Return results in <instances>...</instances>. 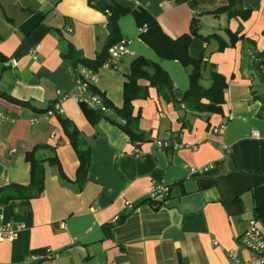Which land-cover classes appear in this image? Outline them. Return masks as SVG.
Instances as JSON below:
<instances>
[{
    "label": "crops",
    "instance_id": "0c3cea01",
    "mask_svg": "<svg viewBox=\"0 0 264 264\" xmlns=\"http://www.w3.org/2000/svg\"><path fill=\"white\" fill-rule=\"evenodd\" d=\"M111 1L146 10L171 38L190 34L194 19L202 36H216L208 42L193 37L189 54L204 56L226 78L223 113L192 112L141 80L149 97L134 102L145 136L136 145L108 118L88 115L76 100H66L61 118L78 128L91 149L87 181L80 185L79 158L61 118L42 114L56 103L58 91L76 90L74 68L63 58L67 44L96 58L109 34L107 16L89 0H0V114L9 118L0 124V189L30 184L29 153L45 166L39 197L14 200L0 210L4 224L24 226L14 243L0 244V264H258L240 239L257 217L252 191L264 188V118L256 99L264 95V66L256 65V54L264 51V0H240L251 12L247 20L216 15L229 0ZM35 14L44 20L27 36L21 27ZM119 27L122 38L131 41L129 53L117 70H102L95 85L115 108L124 105V86L140 57L159 64L176 89L189 90L191 69L161 59L141 39L132 14ZM233 34L238 41L220 51ZM210 78L207 68L204 87L211 86ZM107 115L117 119L113 112ZM223 124V133H214ZM168 139H178L183 148L159 150L155 142ZM193 168L206 171L192 173ZM155 183L170 188L166 206L147 200ZM124 214L123 221L114 222ZM48 250L57 256L31 261Z\"/></svg>",
    "mask_w": 264,
    "mask_h": 264
},
{
    "label": "trees",
    "instance_id": "16d2710c",
    "mask_svg": "<svg viewBox=\"0 0 264 264\" xmlns=\"http://www.w3.org/2000/svg\"><path fill=\"white\" fill-rule=\"evenodd\" d=\"M89 4L94 9L106 14L107 30L109 34L102 49L94 59L84 57V55L76 50L72 44H67L68 49L63 53V58L71 63L76 77L80 68L85 67L90 70L98 71L108 61L110 58V48L122 40L119 22L128 14L134 16L137 27L141 29V39L150 46L161 59L179 61L185 68L191 70L190 88L187 92H182L174 87L169 74L159 64L152 63L142 57L137 58L132 64L131 72L128 75V81L124 86V105L121 109L115 108L95 86L90 88V93L99 96L103 100L105 108L109 112H113L117 119L109 118L106 111L93 110L85 104H80L88 115L95 113L99 118H108L113 124L117 125L127 134L131 142L136 145L145 142V136L138 128L141 116L140 114L134 115V102L137 100H146L149 97V88L141 86L139 84L141 80L148 81L150 87L155 88L159 96L163 97L166 101H179L192 112L208 114L223 113L222 106L225 103V90L228 88L226 78L217 71H214V67L210 66V64L204 60V56L194 59L189 54V47L193 37L201 38L204 42H208L212 37H216L202 36L200 34L198 19L193 20L190 34L175 39L167 35L157 19L144 9L132 11L111 0H89ZM238 4L240 7L234 9ZM224 13L228 14L229 18L241 17L243 20H247L251 14L250 11L241 8L240 0H229V6L218 11L216 15ZM43 20L44 16L42 14H35L22 25L21 29L28 36ZM238 39V34H233L232 40L229 43L224 42L219 50L223 51L227 47L234 46ZM256 59V65H258L259 68L264 66V51L257 53ZM207 68L211 69V86L208 88L204 87L201 83L204 71ZM261 81L264 83V76H261ZM3 97L12 103L23 106L29 105L25 102H19L10 96ZM256 99L262 103L259 116L264 118V95H257ZM53 106L51 108H53ZM59 118H61V116H59ZM60 120L65 134L79 158L80 167L78 182L82 185L87 181L88 171L91 166V149L85 146L81 132L70 120L63 118ZM166 152L170 153L168 150H166ZM27 161L31 165L30 184L28 186L9 185L0 189V210L11 201L31 200L39 197L43 193L45 185L44 161L36 160L32 153L27 155ZM51 163L56 164L57 159H53ZM252 197L254 200V210L257 215L256 219L264 224V188L253 190ZM126 217L127 214L122 215L118 222L123 221Z\"/></svg>",
    "mask_w": 264,
    "mask_h": 264
},
{
    "label": "built area",
    "instance_id": "2783aa9c",
    "mask_svg": "<svg viewBox=\"0 0 264 264\" xmlns=\"http://www.w3.org/2000/svg\"><path fill=\"white\" fill-rule=\"evenodd\" d=\"M183 1V0H179ZM68 32H72L71 28H68ZM131 41L122 38V40L110 48L109 54L110 58L108 61L100 68L98 71L90 70L88 68L82 67L79 69L76 77V90L74 93L69 94L62 91H58V99L54 104L53 108L49 109L42 114L44 118L59 117L63 114V104L68 99H74L79 104H85L93 110H102L109 113L103 104V100L97 96L90 93V88L95 86L98 82L99 73L102 70H117L121 63L122 58L129 53V45ZM40 46L35 49V53H38ZM37 57V56H36ZM162 117L163 113L160 114ZM9 118L4 114H0V124L8 121ZM226 125L223 124L219 128L214 129V133L221 134L225 130ZM257 136V134H254ZM159 150L166 151L170 153L176 152L183 148V144L178 139H168L165 141L155 142ZM15 151V150H14ZM16 152V151H15ZM192 173H204L206 170H197L193 168ZM170 198V188L164 183H155L152 185L148 200H157L161 205L166 206L169 203ZM127 208H133V205L128 204ZM2 216L0 213V244L1 243H14L18 237V234L24 229L23 225H8L4 224L2 221ZM120 216L115 218L114 222H118ZM62 229L65 228L64 224L60 225ZM242 246L252 252L255 255L253 263L264 264V231L261 229V223L257 219H253L248 223L247 229L241 236ZM57 255L51 250H48L45 255L31 256L32 262H40L45 260H52Z\"/></svg>",
    "mask_w": 264,
    "mask_h": 264
}]
</instances>
